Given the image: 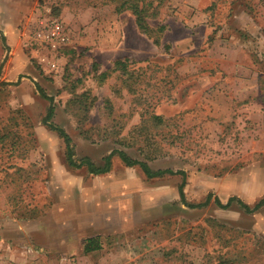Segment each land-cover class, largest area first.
Segmentation results:
<instances>
[{
  "label": "rangeland",
  "instance_id": "rangeland-1",
  "mask_svg": "<svg viewBox=\"0 0 264 264\" xmlns=\"http://www.w3.org/2000/svg\"><path fill=\"white\" fill-rule=\"evenodd\" d=\"M117 7L0 0V264H264V0H167L159 45Z\"/></svg>",
  "mask_w": 264,
  "mask_h": 264
},
{
  "label": "trees",
  "instance_id": "trees-1",
  "mask_svg": "<svg viewBox=\"0 0 264 264\" xmlns=\"http://www.w3.org/2000/svg\"><path fill=\"white\" fill-rule=\"evenodd\" d=\"M118 2V7L117 9L120 11H131L133 15L136 17V22L138 25V28L144 33L146 36L154 40V43L159 45L161 42L156 37V32L153 30L154 28H151L149 20H155L157 19L160 14H161V8L165 5L167 0H115ZM162 32L164 31V28L160 26L159 28ZM159 29H156L157 31ZM118 64H123L122 61H118ZM42 91V90H41ZM44 97L46 98V94L42 92ZM54 117V107L51 106V108L48 111V115L45 117L43 120V123L48 126V128L52 131L57 132L66 142V152L65 156L67 159L68 164L73 167V168H82L84 166H87L88 170L90 173L95 174V175H101L108 173L111 169V160L115 154L113 152L110 156L106 158V167L105 168H100L95 166V164L88 159L83 160L82 162H77L75 160V150L74 146L72 145V139L68 135V133L61 127L57 126L52 122V119ZM157 120H161L159 116L155 117ZM119 153L120 157L122 160L128 165V166H134L139 164L143 171L149 176L150 178L157 177V176H162L165 175L166 173H171V174H183L185 175V172H172V171H157V172H152L149 168V166L144 163V162H139L137 160H132L126 156V154L122 151H117ZM184 188L185 185L183 184L181 187V197L183 199V202L185 203V193H184ZM232 200V199H231ZM210 202V197H208V200L204 204H200L197 206H192L191 207H202ZM218 204H220L218 200ZM243 205V203H242ZM264 205V200L260 201L255 209H259L261 206ZM189 206V205H188ZM246 209H250L248 206H244ZM85 252L89 253L92 251H96L100 249V242L98 238H91L86 240L85 242Z\"/></svg>",
  "mask_w": 264,
  "mask_h": 264
},
{
  "label": "built area",
  "instance_id": "built-area-1",
  "mask_svg": "<svg viewBox=\"0 0 264 264\" xmlns=\"http://www.w3.org/2000/svg\"><path fill=\"white\" fill-rule=\"evenodd\" d=\"M40 28L37 32V40L47 43L50 47L57 49L69 43V35L65 26L59 20H52Z\"/></svg>",
  "mask_w": 264,
  "mask_h": 264
},
{
  "label": "crops",
  "instance_id": "crops-1",
  "mask_svg": "<svg viewBox=\"0 0 264 264\" xmlns=\"http://www.w3.org/2000/svg\"><path fill=\"white\" fill-rule=\"evenodd\" d=\"M31 228L28 230L29 233H31L33 235V230H34V233H38V236L37 234L34 236L35 237V241L36 242H39L40 244L42 243L43 245H49V246H45V248L47 249H51L52 248V242L53 241H57L61 238H58V237H53L54 236V232H55V229H49L48 230V227L46 228V226H42V225H35V224H32V226H30ZM40 228V229H39ZM44 232L45 236H42V233ZM67 233V231L65 232H62V234L65 236ZM56 236V234H55ZM46 241V242H44ZM62 248H65L64 246H62ZM83 251L85 252V245L83 247Z\"/></svg>",
  "mask_w": 264,
  "mask_h": 264
}]
</instances>
